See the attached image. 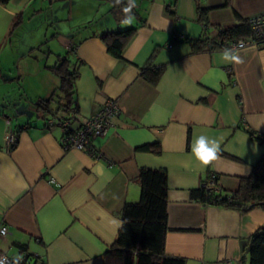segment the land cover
I'll use <instances>...</instances> for the list:
<instances>
[{"label": "crops", "instance_id": "obj_1", "mask_svg": "<svg viewBox=\"0 0 264 264\" xmlns=\"http://www.w3.org/2000/svg\"><path fill=\"white\" fill-rule=\"evenodd\" d=\"M200 4L208 9L210 38L216 27L264 12V0ZM129 5L130 0L0 1V224L8 228L0 244L14 249L10 256L25 247L36 264H104L124 204L139 199V170L163 169L165 252L184 264H248L250 237L264 227V208L202 203L191 191L211 172L218 189L236 191L264 153V45L231 52L241 62H228L225 50L212 49L210 41L200 50L192 46L190 39L204 33L194 0H135L125 23ZM24 24L35 27L30 49L46 43V61L67 57L76 72L72 129L106 99L116 100L119 111L107 134L93 140L102 153L98 158L64 149L61 127L46 125L52 116L70 117L57 103L47 110L37 106L60 84L51 65L37 67L31 87L13 70L12 40ZM128 27L136 30L122 58L112 56L99 35ZM144 68L150 76L162 70L152 82ZM9 130L17 141L6 152ZM201 135L220 146L208 165L192 153ZM155 143L159 153L137 149Z\"/></svg>", "mask_w": 264, "mask_h": 264}, {"label": "trees", "instance_id": "obj_2", "mask_svg": "<svg viewBox=\"0 0 264 264\" xmlns=\"http://www.w3.org/2000/svg\"><path fill=\"white\" fill-rule=\"evenodd\" d=\"M6 3L7 0H0ZM228 4V0H225ZM197 19L203 25L202 37L191 38L190 42L196 50H200L210 41L212 49H221L230 41L247 38L251 34L249 18L240 19L239 23L229 27H216L213 38L207 35L209 21L208 9L194 0ZM135 27H128L118 31H108L99 35L109 54L122 58V53L135 33ZM67 57L58 59L57 63L47 66L60 78L58 92L53 91L47 99H42L37 106L48 109L50 102L57 97V104L61 111H69L75 90L76 72L70 68ZM161 68L150 72L144 68V75L155 82L161 73ZM252 134V133H251ZM138 150L159 153L157 143L145 144ZM140 196L136 202H126L121 212V225L117 238L104 256V264H184L182 257L167 254L164 249L165 235L169 230L167 225V174L163 169L141 168L138 174ZM193 199L202 203L224 206L236 210H249L253 207L264 208V153L259 157L247 177L240 179L239 186L234 192L220 189L207 190L200 186L191 191ZM25 251L32 264H36L35 257L25 247ZM248 264H264V227L257 229L250 237L248 249Z\"/></svg>", "mask_w": 264, "mask_h": 264}, {"label": "built area", "instance_id": "obj_3", "mask_svg": "<svg viewBox=\"0 0 264 264\" xmlns=\"http://www.w3.org/2000/svg\"><path fill=\"white\" fill-rule=\"evenodd\" d=\"M249 22L251 25L249 37L230 41L224 44L221 49L235 52L249 45H264V12L251 16ZM76 111L77 104L73 102L70 108V117L56 119L52 116L47 118L46 125L58 123L62 129L61 144L64 149L83 150L93 158H98L102 153L94 145L93 140L96 137H103L107 134L108 128L112 124V118L119 111L118 104L115 99H106L97 112L83 118L79 127L72 129L70 122L75 117ZM16 141L15 133L11 130L7 131L4 136L5 151L10 152ZM200 186L207 190H218L217 175L213 172L209 173ZM7 233V226L0 224V236H4ZM0 264H32V262L25 251L19 249L18 255L10 256L0 249Z\"/></svg>", "mask_w": 264, "mask_h": 264}, {"label": "rangeland", "instance_id": "obj_4", "mask_svg": "<svg viewBox=\"0 0 264 264\" xmlns=\"http://www.w3.org/2000/svg\"><path fill=\"white\" fill-rule=\"evenodd\" d=\"M34 31L35 27L31 30L28 24H24V26L16 30V37L12 40V50L16 53L15 62L17 63V67L14 66L13 70L17 71V68L20 70L21 76L23 78L25 77V84L29 87L33 85L35 79L33 75L36 73L38 66H43L44 64L53 65L57 62L54 55H51V58L48 61L44 59V55L48 54L46 43H43L34 49H30V45H27L29 42L28 39H30L29 36L33 35L32 33ZM52 77L56 79L58 76L53 74ZM57 79H59V77ZM55 91L58 92V87ZM56 97L57 96L55 95L54 99L51 101L53 105H55L58 100ZM0 246L7 252V254H13L15 252L13 248L8 251L5 245L0 244Z\"/></svg>", "mask_w": 264, "mask_h": 264}, {"label": "clouds", "instance_id": "obj_5", "mask_svg": "<svg viewBox=\"0 0 264 264\" xmlns=\"http://www.w3.org/2000/svg\"><path fill=\"white\" fill-rule=\"evenodd\" d=\"M117 2H119V0H117ZM133 7H135V0H130V5L123 9L126 14L125 23L130 22L131 17L127 16V14L131 13ZM223 59L228 62H241L237 54H233L227 49L223 53ZM219 147L220 146L217 140L201 135L195 139L192 145V153L203 165H208L217 158Z\"/></svg>", "mask_w": 264, "mask_h": 264}]
</instances>
